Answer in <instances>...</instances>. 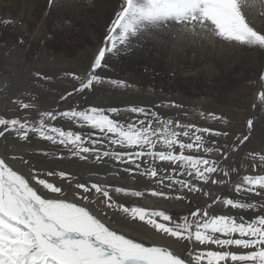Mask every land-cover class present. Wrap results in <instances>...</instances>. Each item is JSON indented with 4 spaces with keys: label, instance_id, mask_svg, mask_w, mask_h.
Instances as JSON below:
<instances>
[{
    "label": "snow or ice",
    "instance_id": "snow-or-ice-1",
    "mask_svg": "<svg viewBox=\"0 0 264 264\" xmlns=\"http://www.w3.org/2000/svg\"><path fill=\"white\" fill-rule=\"evenodd\" d=\"M47 3L55 8L58 0ZM257 16L264 18V0H119V9L84 74L67 75L79 82L74 86L79 93L105 82L118 88L131 87L126 80L106 81L98 72L108 66L106 58L128 55L149 44L163 47L181 37L197 48L207 45L234 51L239 46L241 50L264 52V19L258 27L254 23ZM0 23L7 26L15 21L7 18ZM35 75L48 79L41 73ZM260 80L264 82V74ZM72 94L68 92L61 99ZM257 98L264 107V90ZM14 103L21 109L36 108L23 99ZM163 107L182 106L161 104L157 110L145 106L70 107L59 112L41 111L36 122L27 116L0 115V137L7 133L27 141L33 134L62 145L81 160L95 157L99 162L107 157L126 165L124 172L130 173L134 167L138 175L163 188L210 196L205 186L227 183L224 178L237 169L222 164L227 163L229 152H235L249 136L236 137L231 146L215 141L209 144V137H227L228 133L181 123L162 115L158 109ZM58 118L74 122L80 130H65L51 123ZM206 118L224 120L212 113ZM253 124L249 119V132ZM85 128L98 130L99 135L93 139L94 133L85 132ZM211 154L220 158H210ZM249 155L252 161L258 159L259 165L253 163L254 174L243 175L234 184L231 198L215 196L211 203L198 206L190 217L179 221L162 210L118 202L121 194L143 197V191L80 181L66 170L30 166L22 173L0 157V264H264V154ZM17 158L29 164L22 156L12 157ZM156 161L165 162L167 167ZM256 167L261 169L258 174ZM55 177L64 183L50 179ZM163 188L152 190L151 196L186 198L170 196ZM139 222L164 237L188 242L186 254L126 231L127 225Z\"/></svg>",
    "mask_w": 264,
    "mask_h": 264
},
{
    "label": "rangeland",
    "instance_id": "rangeland-1",
    "mask_svg": "<svg viewBox=\"0 0 264 264\" xmlns=\"http://www.w3.org/2000/svg\"><path fill=\"white\" fill-rule=\"evenodd\" d=\"M91 7L92 12L94 6ZM9 11H14L18 13V11L20 10L19 7L13 6L9 7ZM58 13L63 14L64 11H59ZM14 16L9 18H14L13 20H18V18H15ZM72 35H68L67 38L51 37V43L49 44L50 47L46 50L44 55H40L38 51L35 50L34 45H31L33 40L34 44L35 42H37L35 38H29L31 39V44L29 42V46H26V43L24 41L23 43H21L20 40H18L16 37L4 35L0 38V80H2L4 84L3 88L0 89V115L5 114L4 116H6V118L27 116L30 121L36 122L39 119V113L41 111L59 112L68 110L70 107H75L79 110L87 107H118L121 109H125L129 106H145L152 108L153 110H157V105H168L170 103H174L181 105L182 107H163L166 108V110H170L171 108L172 109L169 112H164L162 111V108H160L158 109V111L162 112V115L170 116L171 118L177 119L180 122L183 118H188L190 116V113H194V115H201V113H204L205 119L200 122L201 125H199V127H209L221 132L228 133L227 137H209V144H211L212 141H215L219 145L227 144L231 146L233 143L236 142V137L241 135H248V141H246L243 145H239L235 152H229V159L227 163L222 164L223 167L230 166V168L237 169V171L231 173L229 177L224 178L227 181L225 185H211L210 188L208 186H205L204 190L210 192V196L208 197H205L202 192H192L188 198L175 201L180 202L182 204V206L178 208H173L171 210L151 209L158 211L163 210L167 214L172 215V217L178 221L181 217H190V213L192 211H195L198 206H205L206 202L211 203L212 198L215 196L231 198V193L234 190V184L240 182V178L243 175L254 174L251 165L253 163H257L255 161H252L249 154H264V107L261 106L258 98L255 100L253 105L251 104V98L253 95L252 90H254L253 87L256 83L255 80L248 77L247 80H243V82L241 83L225 82V84H223L222 81H215L210 86V89L212 87L211 93L204 92L202 94H194L187 92L192 87L191 84L176 80H170V78L168 77L167 85L170 86L173 84L174 87L172 86L171 88L174 89L170 91H164L163 89L164 87H167V85L162 84L163 86L161 85V87L157 86L158 91L156 89V95L147 97L144 95V91L145 89H147V87L143 85L144 82L142 83L143 80H141V73L130 69L129 66H127V68H123L124 62H118L115 60L118 66V71L119 67H121L123 69L122 72H118V74H116L115 70L109 67V65L107 64L108 66L105 69H99L101 71V74L105 77L106 81L109 79L126 80L128 84L131 85V87L116 88L114 86L110 87L112 85L104 86L98 84L95 85L91 90H85V92L79 93L75 92L73 87H78V85H69L68 83L64 84L55 80L56 74L54 73V70L56 71V68H54V66L52 65L53 63H57L59 66L57 72L58 70L60 72L59 76L61 78L68 77L69 79H73L72 76L70 77V75H67L69 73V70L78 68L83 69L85 71L87 69L89 62L79 59V56L80 52L83 51L84 48H87L89 46L94 47V41L92 42L91 38H87L86 36L79 37L76 34ZM174 42L175 41L173 40L169 42L170 44H168L171 45ZM175 48L181 52L186 49H204L203 47L197 48L191 42H186L184 44L181 42V45L175 46ZM150 51L152 50L149 49V52ZM226 53L229 56L232 52ZM152 56H156V53L151 54L150 59H152ZM121 57L122 55L116 56V58L120 60ZM169 58L170 57H167L166 59ZM224 58L225 57H220V61L222 63L224 62L227 66L223 65V67H221V64L217 66L215 65L218 68L214 71V74H217L216 76L223 77L228 75V72H239L242 67H234L238 66L239 62L240 64L244 63V65L246 63V59H240L239 62L229 63L227 61H224ZM232 59L233 58H231L230 61H232ZM127 62L128 61H126V63ZM162 62L163 61H154L151 63V65L157 66L160 65ZM227 63L229 64V66ZM148 64L150 63L148 62ZM35 73H41L42 75H46L48 79H40L35 75ZM115 74L117 75L116 78H112ZM262 74H264V70ZM198 76L200 77V79L195 82L197 90L203 88L201 84L203 82L202 79L205 77H209L210 74H200ZM165 78H167L166 75ZM262 83L264 82H261L260 90H264V88H262ZM66 84L68 85V87L71 86V89H69L68 91V87ZM127 88L130 89L128 90ZM214 90L221 93V95L219 96L220 98L217 100L214 97V93L212 92ZM68 92H72L73 94L71 96H68L67 99H61L62 96H67ZM114 95H118L119 99H125V102H127L120 104L119 102H117V100L111 99V97ZM157 96L159 97L157 98ZM32 97H35V99H32ZM143 98L146 100L145 102L143 101ZM16 99H23L25 102L34 103L36 105V108L21 109L18 104L14 103ZM51 100H54L55 103L51 106H46L48 101L50 102ZM40 103H44L41 108L37 106ZM103 103L105 106H102ZM209 113L223 117L224 120L214 121L210 118L207 120L206 117ZM249 119H252L254 122L253 128L250 132L247 125ZM51 123L54 125L56 124L55 126H61L65 130H80L79 126L76 125L74 122L63 120L60 118H58L57 121H52ZM84 131H92L94 133L93 139H95L96 136L99 135L98 130H91L85 128ZM1 140L4 141L2 143V146H0V157L5 158L6 160L8 159L7 161L11 164V166L15 170H19L22 173L28 172L30 166L38 170H66L69 173L75 174L77 179L80 181L96 182L95 180L98 178H106L109 181L108 185L112 187L115 186L110 176L117 177L119 180L123 181L129 180L133 178V176H137L139 179L142 180L141 185L138 188L131 190L143 191L145 195L143 197H127L126 201L128 200L132 202H134V198L139 199L140 201L147 200V196L151 195L150 193L152 191V187L155 188V190H161V188H163L162 185H157L153 180H149L146 176H138V173L135 171L134 167L132 172L126 173L123 171L126 165H121L118 161L111 160L107 157L103 158V160L99 162L95 159V157H90L87 160H81L79 159V157L72 156L62 145H53L51 142L40 139L33 134H30L29 140L23 141L18 139L15 135H9L6 133L4 137H0V142ZM105 144H107V141H105ZM109 147L111 149L116 148V146ZM16 149H23V151H25L26 156L22 155V157L24 158V160L29 161V164H25L22 160L20 161V159L18 158L12 159V157L19 156L18 154L16 156L13 154ZM45 152L47 153V155L42 154ZM206 158L208 157L206 156ZM210 158L214 159L215 154H211ZM217 158H220L218 157V154L215 159ZM19 162L21 163V165L19 164ZM13 163H17L20 166L15 167ZM156 163L164 164L165 167H167L165 162L156 161ZM44 164L46 166H44ZM172 167H175V165H173ZM259 172H261L260 167H256L255 173L258 174ZM214 178H219V176H214ZM50 179H55L57 183H64V181H61L59 177ZM146 182L149 183L147 184V187L145 186V188H140L142 184ZM120 183L124 184V182L122 181ZM219 187H222V189H217ZM163 190L169 192L170 196L182 195V193L180 192L170 191L167 188H163ZM167 200L170 201L171 199ZM145 228H147L148 230ZM126 231H129L131 233L133 232L134 235H136L137 237L150 238L157 244H168L169 246H171L170 242L167 243V239H170L169 237H164L155 233V231L151 229L150 226H145L142 222L127 225ZM158 235L161 237H159ZM187 243L188 242L186 241L183 242V247L181 246L180 251L181 253L186 254ZM213 250H215V246H213Z\"/></svg>",
    "mask_w": 264,
    "mask_h": 264
},
{
    "label": "bare ground",
    "instance_id": "bare-ground-1",
    "mask_svg": "<svg viewBox=\"0 0 264 264\" xmlns=\"http://www.w3.org/2000/svg\"><path fill=\"white\" fill-rule=\"evenodd\" d=\"M13 6L19 7L20 11H18V13L14 11L13 12L9 11V7H13ZM91 6H94V9H92L93 10L92 12H91V8H92ZM118 9H119V0H58L57 7L55 8H49L47 0H0V21H2L3 19H7L9 17H12L14 15H16L14 16L15 18H18V20H14L15 23L11 25L6 26L0 23V38L4 35L16 37L18 40L24 41L26 43V46H29V42L31 44V39L29 38L31 37L35 38L37 42H35L34 44L33 42L34 40H33L31 45L32 46L34 45L35 50H37L40 55L42 54L44 55L46 50L50 47L49 44L51 43L50 42L51 37L67 38L68 35H72V34H76L79 37L86 36L87 38H91L92 42L94 41L95 46L94 47L89 46L90 48L89 47L84 48V50L80 52L79 59L89 62L90 58L94 55L96 50L101 46L104 36L106 35L107 26L110 24L111 19L114 18V12ZM59 11H64V13L60 14L58 13ZM262 19L264 18L257 16L256 19L254 20V23H256L257 26L259 27L260 21ZM174 41L175 42L172 43L171 45H169L170 43L169 44L167 43L163 47H153L151 44L146 45L144 48L138 51H135L128 55H122L121 60L117 59L116 56H109L106 58V62L109 65V67L115 70L116 74H118V72H122L123 69L119 67V71H118L117 69L118 66L115 60L118 62H124L123 68H127V66H129L130 69H133L134 71L141 73L140 76L142 78L141 80H143L142 83L144 82L143 85L147 87V89H145L144 91V95L147 97L156 95L157 94V93L155 94L156 89L158 91V87H161L162 84L167 85L168 77L170 78V80H176V81H181V82H186L188 84H191L192 87L187 92L194 93V94L196 93L202 94L204 92L211 93L212 87L210 89V86L215 81H222L223 84H225V82L226 83H239V82L241 83L243 82V80H247L248 77H250L256 82L254 84V87L252 86L254 90H252L253 95L251 98V104L252 105L254 104L255 100L258 97L259 91H261L260 90L261 89L260 88V84H261L260 76L264 70V52L250 50V49L241 50L239 46H235V50L233 51V50H230V48H221V47L213 48L207 45L203 47L204 49H199V50L186 49V50H183V52H181L177 50L175 46H180L181 42L184 44L186 42H190V40H185L183 37H181L180 39H174ZM149 49L152 51L149 52ZM226 52H232V53H230V55L228 56ZM153 53H156V56H152V59H150V55ZM167 57H170V58L166 59ZM220 57H225L224 61H227L229 63L239 62L240 59H246L245 61L246 63L244 65V63L240 64L239 62L238 66L234 67V68L242 67V69L239 72L235 73L234 71L231 70L232 72L230 73L227 70L229 74L226 76L220 77V76H216L217 74H214V71L218 69L216 67L217 65L221 64L222 65L221 67L225 65L224 62L222 63L220 61ZM231 58H233L232 61H230ZM126 61L128 62L126 63ZM154 61H163V62L160 65L152 66L151 63ZM148 62L150 64H148ZM52 65L54 66V68H56V71L54 70V73L56 74L55 80L57 82H61L64 84L68 83L69 85H78L79 82H77L74 79H69L68 77L61 78L59 76L60 75L59 70L57 72V69H59L58 64L53 63ZM84 72L85 71L83 69H78V68L69 70V73H75L77 75H83ZM98 72L101 73L100 70H98ZM116 74L112 78H116L117 76ZM200 74H205V75L210 74V76L202 79L203 82L201 84L203 88H200L197 90L195 86V82H197V80L200 79V77L198 76ZM165 75L167 76V78H165ZM3 85H4L3 81L0 80V89L3 88ZM101 85L110 86L111 84H108L107 82H105L104 84H101ZM172 86L174 87L173 84L170 86L167 85V87H164L163 90L170 91L174 89V88H171ZM110 87H113V86H110ZM69 89H71V86L68 87L67 91ZM216 90L212 92L214 93V97L217 100L220 98L219 96L221 95V93L217 92ZM158 97L159 96H157V98ZM111 99L117 100V102H119L120 104L127 102V101L125 102V99H119L118 95L112 96ZM143 101L145 102L146 100L144 99ZM54 103L55 101L51 100L50 102L48 101V103L47 104L45 103V104L46 106H51ZM43 104L44 103H40L37 106L41 108ZM102 106H105L104 103L102 104ZM170 110H166V108H162V111L164 112H169ZM160 113L162 114V112ZM204 119H205L204 116L202 117L201 115H194V113L192 114L190 113V116L188 118H183L181 122L194 123L199 127V125H201L200 122L203 121ZM208 119L209 118H207V120ZM3 141L4 140H1L0 146H2ZM157 150H161L160 145H157ZM13 154L15 156L18 154L19 156L17 157H21L22 155H25V151H23V149L22 150L16 149V151ZM200 155H204V153L201 152ZM216 157H217V154H215V158ZM255 162L259 164L258 159ZM19 164L21 165L20 162ZM13 165L15 167L20 166L17 163H13ZM44 166L46 165L44 164ZM110 178L114 182L113 184L115 187H125L130 190L138 188L142 182V180L139 179L137 176H133V178L129 180H126L124 178L126 181L119 180L117 177H112V176H110ZM95 181L104 183V184H109L108 179L103 178V177H101L100 179L98 178ZM121 181L124 182V184H121L120 183ZM147 184L149 183L148 182L143 183L140 188H145V186L147 187ZM217 189L221 190L222 187H219ZM152 190H155V188L152 187ZM170 191H173V190H170ZM175 192L182 193V195L185 196L186 198H188L192 193V192H188L187 189L182 192L181 191H175ZM234 194L235 192L233 190L231 195H234ZM126 199L127 197H123V195L121 194V196L118 198V202H124V203L129 202L126 205L141 206L149 210L151 209L171 210L173 208H178L182 206L180 202H175L176 199H171L169 201L161 197H153L151 195H148L147 200L145 201H140L139 199L134 198L133 199L134 202L128 201V200L127 202ZM132 233L131 235L137 237L136 235H134V233L133 234ZM169 238H170L169 240L167 239V243L170 242L173 250L180 252L183 242L176 241L174 238H171V237Z\"/></svg>",
    "mask_w": 264,
    "mask_h": 264
}]
</instances>
